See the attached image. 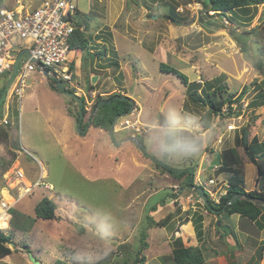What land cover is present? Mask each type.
Segmentation results:
<instances>
[{"label":"rangeland","instance_id":"rangeland-1","mask_svg":"<svg viewBox=\"0 0 264 264\" xmlns=\"http://www.w3.org/2000/svg\"><path fill=\"white\" fill-rule=\"evenodd\" d=\"M41 1L0 0V8L14 9L17 3L32 8ZM76 1L75 19L88 24L90 37L85 51L70 55L78 95L85 100L81 133L78 103L50 88V79L38 71L26 77L20 98L13 94L12 82L6 92L2 112L9 138L0 142V200L17 202L0 225L12 242V253L0 258V264H33L29 255L40 264H140L136 261L142 257L143 264H174L173 250L188 246L204 247V264H264V201H256L262 229L238 215L218 216L200 208L193 213L191 208L202 199L185 186L189 176L166 170L192 168V186L203 188L217 202L229 173L214 166L230 149L239 161L236 167L241 168L244 190L264 195V106H249L264 81V3L250 22L236 23V34L249 47L247 59L231 36L232 24L212 16L214 12H209V21L225 28L209 31L201 0ZM90 15H95L93 20ZM244 30L250 35H243ZM98 44L107 48L104 57L94 56ZM18 48L13 42L11 55ZM25 61L22 56L20 65ZM254 63L261 68L256 75H252ZM160 64L174 67L201 86L221 78L232 95L241 93L250 81L257 85L236 105L235 115L211 117L204 130L207 108L192 103L181 81L162 73ZM9 78H0V88ZM112 94L127 96L136 105L132 114L117 120L119 130L114 128L113 139L108 131L91 125L96 99ZM166 111L193 119L198 131L208 133L210 139L197 155L181 161L161 159L145 143L148 126ZM125 120L134 128L123 126ZM230 126L235 130L228 131ZM243 129L248 131L254 163L243 150ZM129 137H139L148 156L162 165L144 156ZM15 168L31 184L40 180L41 171L42 181L53 190L36 187L17 199L20 192L8 180ZM44 197L57 206L55 220L35 218V206ZM169 213L165 227L149 222V217L158 222ZM145 243L146 249L137 255Z\"/></svg>","mask_w":264,"mask_h":264},{"label":"trees","instance_id":"trees-1","mask_svg":"<svg viewBox=\"0 0 264 264\" xmlns=\"http://www.w3.org/2000/svg\"><path fill=\"white\" fill-rule=\"evenodd\" d=\"M199 3L202 5V12H203L202 18L205 21L204 24L207 25L209 31L222 29L225 27L223 23H219V22L211 23L208 18L212 16H217L222 21L226 20L229 24H232L233 26V29L230 30L232 38L238 45L240 51L246 54L249 50V47L247 44L243 43L240 40V37L236 34V23L237 25H243L245 23L250 22L256 14L257 7L263 4L264 0H201L199 1ZM209 12H214V14L211 16L209 15ZM94 16L90 15V17H92V20L94 19ZM210 27H212L213 29H210ZM88 29L89 26L86 22L83 21L77 22L76 29L74 30L68 41L69 49L72 53H74V55L75 54L77 55L85 51L89 47L90 37L87 35ZM241 33L243 35H250V33L245 30ZM98 46H99L98 48L100 49L97 53L94 54V56L97 57L100 55V57H104L107 53L106 46L103 44H98ZM246 58L249 59L250 58L249 55L246 54ZM70 67L72 70L74 69V63L72 61L70 63ZM159 68L162 73L171 74L181 81L183 86L187 89L186 91L187 96L192 103L207 108L208 113L206 115V118L202 120L203 122L202 124L206 128L204 130H208L207 128L210 127L211 117L213 118L214 116H218L221 119H225L235 115L236 113L234 111V108L236 107V105H238L243 100L245 94L250 89V87L252 86L254 87L255 85H257V82L250 81V83L246 84L242 88L241 93L237 95L234 94L232 95L227 91V87L225 86L226 84H224L222 81L220 82L221 78L220 79L216 78V80L204 82V85L201 86L200 84L194 82L190 83L188 77L179 70L175 69L174 67H170L166 64H160ZM260 72H261L260 65L254 63V70L252 75L254 74L256 75ZM11 75L12 72L7 71L3 75V77L8 78ZM49 84H50V88H52L54 91H57L56 84L53 83V81L50 80ZM262 84L264 85V81L262 82ZM263 85L257 87L258 89L254 97V100H252L249 103V106H251L253 109H258L264 106ZM5 86L0 88V98L4 92ZM90 89L92 90V87ZM115 95L122 96L121 94H112L107 99H111ZM5 98L6 95L4 96V99L0 102V121L3 120L4 114L2 112V109L5 103ZM80 98L83 104L82 113L84 118L86 114L84 108L85 100L83 97ZM100 100H104V99L102 98L96 99L95 105L93 106V111L96 109L98 102ZM130 107L131 105L128 101H122V100H115L110 105H104L103 107L98 109V111L92 117L91 125H93L95 128L108 131L114 117L119 114L127 112L130 109ZM134 108H136V105H134ZM79 121L80 120H79V112H78L76 117V122L78 123ZM82 121L80 127H82ZM8 127H9L8 123L0 124V142L8 140L9 138ZM241 138L243 142V135ZM138 139L140 142H142V140L139 137ZM15 156L16 155H14V157ZM238 163L239 161L235 156V154H233V151L229 150L222 153V155L220 156L219 169L220 172L229 173V178L225 185L224 192L221 194L217 202L211 201L209 195L207 194L209 206L205 207L204 209L208 210L211 213L218 214V216H220L221 214L227 216L238 215L239 218H241L242 220H247L250 224L255 225L259 229H262V224L260 223L262 219V212L260 207L257 206L256 201H264V195H262L261 193L255 190L250 192H246L244 190L243 177L240 172L241 168H239L240 166L238 168L236 167ZM11 164L12 163H9V166ZM7 168H5V170ZM168 171L180 177H182L183 175L184 176L187 175L189 176V180L191 178L190 172L186 171L185 169H182L181 171L170 169ZM188 181H186L184 184L186 187H191V185L188 184ZM235 195H241L242 198L236 201L235 203L226 206L227 202ZM56 209L57 206L55 202L52 201L51 199L44 197L35 206L34 209L35 218L40 220H47V221L55 220ZM149 218H150L149 222L151 223V225L165 227L170 221L171 215L169 213L166 217H164V219L158 222L154 221L151 217ZM197 237H201V234H198ZM11 243L12 242L10 236H8L7 234H5L3 231L0 230V258L7 257L12 253V250L9 247ZM141 245L142 247L140 248L137 255H140L142 249H146V243ZM172 260L174 264H204L206 260V258L204 257V247L188 246L182 249L176 248L172 252ZM144 261H145V257H142L141 259H138L136 262L143 264ZM96 264H106V263L100 261Z\"/></svg>","mask_w":264,"mask_h":264},{"label":"built area","instance_id":"built-area-1","mask_svg":"<svg viewBox=\"0 0 264 264\" xmlns=\"http://www.w3.org/2000/svg\"><path fill=\"white\" fill-rule=\"evenodd\" d=\"M17 4L19 6L14 9L0 8V77L7 71L12 72L14 66L12 60L15 62L20 52L28 51V56L24 53L21 55V57H26V61L21 65L19 61L12 80L15 88L12 92L15 96L21 97L25 88V79L34 71H38L43 77L46 73L47 78L53 83H62L67 91L77 89L73 92L80 94L76 72L70 67L72 52L68 46L69 38L77 26L75 19L78 14L77 1L42 0L35 8H27L21 3ZM13 42L19 46L15 56L11 55ZM1 123L7 124V121L3 119ZM122 124L126 128L134 127L133 123L130 124L127 120ZM227 130L235 129L230 126ZM43 178L40 171V180L31 184L25 180L23 172L15 168L11 171V178L8 180L14 182V188H18L20 192L18 199L31 193L36 187L51 191L52 185L42 181ZM209 183L213 184V180ZM15 202H17L15 199L10 204L5 200H0V213L8 214Z\"/></svg>","mask_w":264,"mask_h":264},{"label":"clouds","instance_id":"clouds-1","mask_svg":"<svg viewBox=\"0 0 264 264\" xmlns=\"http://www.w3.org/2000/svg\"><path fill=\"white\" fill-rule=\"evenodd\" d=\"M197 128L198 125L193 122V119H184L174 111H166L162 117L159 116L148 126L144 141L158 158L181 161L197 155L210 139L208 133L198 131Z\"/></svg>","mask_w":264,"mask_h":264},{"label":"water","instance_id":"water-1","mask_svg":"<svg viewBox=\"0 0 264 264\" xmlns=\"http://www.w3.org/2000/svg\"><path fill=\"white\" fill-rule=\"evenodd\" d=\"M201 22H202V20H201ZM23 53H24L25 55H27V56H28V54H29L28 51H23V52H20V53L18 54V56H17V58H16V60H15L14 66H13L12 75H11V77L9 78V81H8L7 85L5 86L4 92H3V94H2V96H1V98H0V102L4 99V96L6 95V92H7V90H8V87H9V85L11 84V82H12V80H13L15 74H16L17 66H18V64H19L20 57H21V55H22ZM44 76L47 77V74L44 73ZM92 82H93V83L96 82V77H94V78L92 79ZM56 88H57V91H58V92H61V93L65 94L67 97H69V98L75 100V101L78 103V105H79V107H80V111H79V120H80V121L77 123V131H78L79 133H81L80 125H81V121H82V119H83V113H82V107H83V104H82V101H81L80 97L77 96L76 94L70 92V91H67V90L64 88V86L62 85V83H56ZM115 100L128 101V102L130 103L131 107H130V109H129L127 112L122 113V114H119V115H117V116L114 117V119H113V121H112V123H111V125H110V127H109V129H108V133H109V135H110V137H111L112 139H113V134H114V127H115V124H116L117 120L122 119V118H124V117H126V116L132 114V113H133V110H134V105H135L134 101H133L132 99L128 98L127 96H118V95H115V96L112 97L111 99L100 100V101L98 102V105H97V107H96V109H95L94 114L98 111V109H100V108L103 107L104 105H110V104H111L113 101H115ZM88 125H90V122L88 123ZM128 140L131 141V142H133V143L137 146V148L140 150V152H141L144 156L148 157V154H147L146 148L144 147L143 143H141V142L139 141V139H137L136 137H129ZM242 145H243V150L246 152L247 157L249 158V160H250L252 163H254V162H255V158H254V156L248 152V147H247V146H248V131H247V130L244 131ZM149 158H151V157H149ZM151 159H152L155 163H157V164H159V165H162V163L156 161L154 158H151ZM167 169L170 170L169 167H167ZM185 170L188 171V172H190V174H191V178H190V180L188 181V184L191 185V188H192L193 190H195L196 194L202 199V203H201V202H197V203L194 204V206L191 208V212H193V210H194L195 208L204 209L205 207H208V206H209V205H208V196H207L206 191H205L203 188H197V187H195V186H192V182H193V169L190 168V167H188V168L185 169ZM177 171H178V170H177ZM179 171H181V170H179ZM241 198H242L241 195H235V196H233V197L227 202L226 206L235 203L236 201H238V200L241 199ZM217 212H218V211H217ZM187 222H188V219L185 220V223H187ZM218 224H219V223H218ZM29 258H30V260H31V262H32L33 264H40L38 261H36V260L32 257V255H29Z\"/></svg>","mask_w":264,"mask_h":264},{"label":"bare ground","instance_id":"bare-ground-1","mask_svg":"<svg viewBox=\"0 0 264 264\" xmlns=\"http://www.w3.org/2000/svg\"><path fill=\"white\" fill-rule=\"evenodd\" d=\"M5 215L4 214H1L0 215V225H2V222L5 220Z\"/></svg>","mask_w":264,"mask_h":264},{"label":"crops","instance_id":"crops-1","mask_svg":"<svg viewBox=\"0 0 264 264\" xmlns=\"http://www.w3.org/2000/svg\"><path fill=\"white\" fill-rule=\"evenodd\" d=\"M40 3H41V2H40ZM40 3H39V4H40ZM39 4H38V5H39ZM23 5H25V4H23ZM36 7H37V6H36ZM32 8H35V7H32ZM230 132H231V131H230ZM229 150H230V149H229ZM214 167H215V166H214ZM217 167H218V166H217ZM213 171H214V170H213ZM256 184L258 185L257 182H256ZM8 198H10V197H8Z\"/></svg>","mask_w":264,"mask_h":264},{"label":"flooded vegetation","instance_id":"flooded-vegetation-1","mask_svg":"<svg viewBox=\"0 0 264 264\" xmlns=\"http://www.w3.org/2000/svg\"><path fill=\"white\" fill-rule=\"evenodd\" d=\"M149 157V156H148Z\"/></svg>","mask_w":264,"mask_h":264}]
</instances>
